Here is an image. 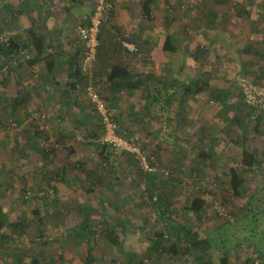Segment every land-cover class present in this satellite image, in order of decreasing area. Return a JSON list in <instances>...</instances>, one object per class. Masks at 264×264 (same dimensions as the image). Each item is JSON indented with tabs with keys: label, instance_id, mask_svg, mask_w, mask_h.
<instances>
[{
	"label": "rangeland",
	"instance_id": "rangeland-1",
	"mask_svg": "<svg viewBox=\"0 0 264 264\" xmlns=\"http://www.w3.org/2000/svg\"><path fill=\"white\" fill-rule=\"evenodd\" d=\"M167 12L181 27L183 51L158 68L167 77L151 82L149 100L116 105L121 131L153 158L154 174L128 154L110 149L108 161L100 156L102 131L85 97L86 82L73 98L46 99L47 91L37 87L38 67L27 63L29 51L13 61L0 55V194L10 221L19 225L5 231L10 239L1 246L0 264H66V258L86 264L89 254L92 264H195L198 248L185 256L168 251L174 242L190 245L193 234L223 242L230 264H251L250 250L258 254L259 246L264 264V159L248 171L241 166L243 146L258 159L264 152V0H179ZM9 36L1 34L0 43ZM90 72L98 88L94 65ZM188 77L211 84L186 94L181 84ZM55 85L63 89L62 82ZM216 90L237 107L211 99ZM232 169L245 181L241 198L233 196ZM198 196L207 202L201 219L188 210ZM158 198L164 202L153 205ZM252 198L259 200L256 217ZM217 204L235 221L220 216ZM86 221L90 244L78 245L69 236ZM118 222L121 250L105 238L106 224ZM155 232L165 235L157 251L150 241ZM209 254L218 264L214 243Z\"/></svg>",
	"mask_w": 264,
	"mask_h": 264
},
{
	"label": "crops",
	"instance_id": "crops-1",
	"mask_svg": "<svg viewBox=\"0 0 264 264\" xmlns=\"http://www.w3.org/2000/svg\"><path fill=\"white\" fill-rule=\"evenodd\" d=\"M178 2L179 0H113L114 11L100 31L94 75L101 95L116 108L118 105L125 107L123 104L128 98L131 101L141 96L147 98L152 90V81L166 80L167 76L162 78L158 71V68L166 66L164 60H174L171 55L178 50L183 51L181 27H177L176 16L167 12L168 5ZM96 3L97 0L0 1V34L10 35L9 38H13L19 45L29 46L23 51H29L34 58L29 34V30L33 29L37 36L44 39L46 52L54 56L52 71H48L42 62L30 66L38 67L36 81L41 85L37 87L47 91L43 94L46 99L76 96L77 89H70L69 86L73 57L78 53L80 67L83 59L77 28L89 23ZM146 5L149 9L145 8ZM128 44L135 45L137 52H130ZM14 82H17V78H14ZM59 82L63 83L61 91L55 85ZM133 84L139 86H130ZM36 94L38 96V92ZM17 99V96H13L11 101L17 104ZM62 104L64 106L61 108H66L67 104ZM26 122L33 127L29 120ZM66 260V264H70L71 259Z\"/></svg>",
	"mask_w": 264,
	"mask_h": 264
},
{
	"label": "trees",
	"instance_id": "trees-1",
	"mask_svg": "<svg viewBox=\"0 0 264 264\" xmlns=\"http://www.w3.org/2000/svg\"><path fill=\"white\" fill-rule=\"evenodd\" d=\"M145 8L149 9V6L146 5ZM29 34L31 36V42H32L31 45L34 48V51L32 50L31 51L32 53L33 52L35 53V56L34 58H31L30 60H28L27 62L28 65L31 66L36 63L42 62L45 64L48 71H52L54 68V62H53L54 56L46 52V49L44 48V39L42 37L37 36L35 30L33 29L29 30ZM27 48H29V46L19 45L13 40V38H9L7 42L0 43V55H3V57H5L6 59L8 58L13 61L15 56L19 55L21 52H23V50ZM248 50H251V48H249ZM77 56H78V53L75 54L71 62V77H70L71 84L69 86L70 89H77V87H79L80 85L86 82V76L83 74L82 69L79 66ZM4 67H6L5 64L2 65V68ZM210 84H211L210 81L202 77H188L181 85L184 88V92L187 94L193 91V88L196 90L195 93H199L201 92V90H203L202 88L204 89L208 88ZM130 86L138 87L139 85L133 84ZM66 92L69 95V91L66 90ZM149 98H150V95L146 99L149 100ZM104 99L110 103V100H108L107 98H104ZM211 99L216 100L219 103H222V105H224L226 109L232 110L237 107L236 105L229 104L227 102L226 93L218 91V90H216V92H212ZM262 122H263L262 118H259L257 127L261 125ZM100 129L103 133V129L101 125H100ZM36 134L38 135L37 132ZM95 137H97V135H95ZM28 144L29 145L33 144V146L37 145L36 143L35 144L31 143V141H29ZM98 147L100 148V156L105 161H108L109 156L111 155L109 150L110 149L113 150V149L109 145H104L102 143H100ZM242 149L243 151H242L241 166L243 167L245 171L253 169L254 167H256L257 165L261 163L262 159H264V152H263V155L260 156L262 158L258 159V157L245 146H243ZM105 153L107 154L106 156H104ZM209 157H212V155H209ZM80 166H81V169L84 170L83 164ZM230 184L232 187L233 196L236 198H241L243 196L244 189H245V186H244L245 181L236 169L230 170ZM153 187L154 186H149L148 191H147L151 200L154 197V194H153L154 192L152 191ZM257 201L259 200H257L256 198H252L249 201L251 215L253 214L254 217L258 216L259 214V213L257 214L256 212L257 211L256 209ZM163 202L164 201L161 198L160 199L158 198V203L153 202V205L154 204L160 205V203L162 204ZM206 208H207L206 200L202 196H198L194 198V200L191 201V204L188 207V210L191 211L198 219H201ZM262 214H264V212H262ZM230 217L233 219V221H230L229 219L227 220L230 221V223L234 222L235 221L234 218L232 216ZM18 226L19 225L17 223L14 224L13 222L10 221L9 216L3 207L1 194H0V263H1V259L3 258L2 256L5 253L2 250L1 246L2 244H4L6 240L10 239L9 235L6 234L5 231L9 227L11 228V227H18ZM106 227L107 228L105 230L106 232L105 238L107 239L108 245L115 246L121 250L123 248V244L121 241V237L119 236V232H118V229L119 227H121V224L119 222L116 223L115 226L106 224ZM92 234H93L92 228L89 225V222L86 221L84 224L79 226L78 229L74 230V232L69 236V238L75 239L76 241H78V243H80V245L83 243L90 244L89 240H90V235ZM164 237H165L164 234L160 232H155L154 235L150 238L153 251H157L160 247H162V244L165 242ZM187 237L188 238L186 239V241L190 242V245L183 247V246H180L181 244L179 242H174L173 244L169 246L168 251L174 256H178V255L185 256L191 253L194 249L198 248L201 250V253H199L195 257V264H217L214 258L210 256L209 254V251L213 247V243H214V246L218 248L219 253L221 254L218 264H230L229 262L230 248L226 247V245L223 242H219L217 240L213 242H211V240H197L196 235L194 234L193 236H187ZM247 244H250V243L247 242ZM260 244H264V242ZM257 247L258 248L256 249L258 251V254H260L261 256L263 251L261 250L259 246ZM131 257L132 255H129V258ZM95 260L96 259L92 255L89 254L86 260V264H92ZM249 263L253 264V260L250 259ZM17 264H23V263L21 261H18ZM34 264H38V262L34 261ZM136 264H144V263H143V260H141V261H138Z\"/></svg>",
	"mask_w": 264,
	"mask_h": 264
},
{
	"label": "built area",
	"instance_id": "built-area-1",
	"mask_svg": "<svg viewBox=\"0 0 264 264\" xmlns=\"http://www.w3.org/2000/svg\"><path fill=\"white\" fill-rule=\"evenodd\" d=\"M114 8L113 0H97L89 23L77 28L79 43L83 48L81 69L87 79L85 97L92 105L103 129L100 143L109 145L116 154L121 152L134 157L138 160L143 172L154 174L158 171L157 164L143 150L136 137L128 136L121 131L118 109L104 99L96 87L93 73L90 72V68L97 63L101 28L109 20ZM127 49L130 52H137V48L133 44H128ZM168 173L165 172L166 175ZM216 209L220 216L233 221L223 206L217 204ZM250 257L253 264H263L259 255L253 250H250Z\"/></svg>",
	"mask_w": 264,
	"mask_h": 264
}]
</instances>
